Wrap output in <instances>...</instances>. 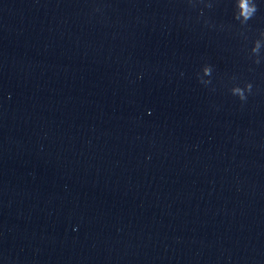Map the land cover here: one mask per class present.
Segmentation results:
<instances>
[{
    "label": "water",
    "instance_id": "1",
    "mask_svg": "<svg viewBox=\"0 0 264 264\" xmlns=\"http://www.w3.org/2000/svg\"><path fill=\"white\" fill-rule=\"evenodd\" d=\"M0 264H264V84L0 49Z\"/></svg>",
    "mask_w": 264,
    "mask_h": 264
},
{
    "label": "clouds",
    "instance_id": "2",
    "mask_svg": "<svg viewBox=\"0 0 264 264\" xmlns=\"http://www.w3.org/2000/svg\"><path fill=\"white\" fill-rule=\"evenodd\" d=\"M241 15L245 20L249 19L257 11L255 5L249 6L247 0H240Z\"/></svg>",
    "mask_w": 264,
    "mask_h": 264
}]
</instances>
